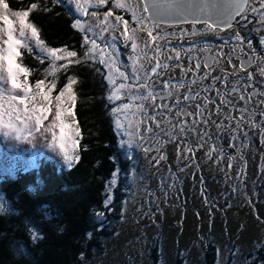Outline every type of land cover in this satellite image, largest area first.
Wrapping results in <instances>:
<instances>
[{
    "label": "rangeland",
    "instance_id": "374dc122",
    "mask_svg": "<svg viewBox=\"0 0 264 264\" xmlns=\"http://www.w3.org/2000/svg\"><path fill=\"white\" fill-rule=\"evenodd\" d=\"M55 1L72 7L74 26L82 32L80 41L83 51L88 45L89 64L100 72L103 65L111 68L112 79L107 80L110 89L107 93L109 101L113 103L119 98L131 100L128 93L123 95L124 92H121L127 90L131 77L127 68L138 75L144 74L148 66L147 61L145 60L146 64L136 62V47H132L131 52L126 55L131 61L126 62L118 43L114 45L106 14L100 15L99 0ZM120 2L133 3V0ZM86 10L87 19H83ZM9 19L13 21V39L20 42L16 51L20 52L22 43H25L26 51L40 50L42 46L36 42L38 36H33L31 29H26L22 37L18 18L9 16ZM26 24H30L27 18ZM6 29L7 25L0 21V48L3 49H7ZM118 31L123 35L121 29ZM40 52L47 56L41 57L43 60H53L56 72L64 68L60 60L66 59L67 66V60L71 57L68 55L70 51L56 50L58 58H53L49 51ZM17 57L18 55L15 57V63L18 65ZM3 75L5 79L0 80V88H3L4 93L0 95L3 98L0 103L7 108L9 96H22L24 93L20 88L13 89L6 72ZM22 77L23 81L31 80L28 71L19 77L18 83L23 82ZM27 84L29 94L37 97L35 101L28 102L29 112L33 108H46L47 111L42 113L45 118L40 123H36L34 118L25 120L21 114L19 120L14 121L16 127L21 129L18 133L7 127V117H3L4 122H0V166L3 175L13 176L18 170L33 169L37 165L36 155L56 162L60 169L71 168L79 157V137L76 138V133L66 129V134L71 135L76 143L73 146L71 141H68L66 149L60 147L61 128L57 112L61 107L70 111L71 115L66 118L65 123L74 129L73 109L77 101L74 93L75 81L70 80L62 94H54V85L47 86L42 83V91L49 94L48 101L38 94L37 85L32 86L29 82ZM121 85L124 87L121 88ZM57 97L61 99L58 101ZM139 99L142 101L141 97ZM134 100L135 97L124 102L121 107L112 108L115 130L120 138V149L132 166L137 153L135 145L131 144L132 136L127 124L133 121L134 114L138 120L140 114H143L141 104L131 106ZM16 107L22 113L25 106L17 103ZM130 131L133 133L132 128ZM189 153L186 151V156L180 153L182 156L177 168H173L171 172L165 168L169 175L163 179H158L152 173L147 175L148 169L144 166L138 168V164L132 169L133 173L122 167L115 171L107 185L106 201L111 197L108 204L114 203L117 192L129 194L124 200L121 218L113 237L105 243L104 250L95 253L91 264H178L180 260H183L181 264H206V253L211 245L216 246L217 250L218 259L215 264L250 262L258 248L264 246V175L261 173L258 177H249V188L248 185L242 188L244 184L240 173L236 172L235 175L223 171L220 168L224 167L220 166L211 169L210 165H204L203 160H200V166ZM69 156L73 157L71 161ZM261 160V156L254 159L252 157L251 162L261 167ZM188 163L190 167H187ZM237 164L241 172L247 165L241 161L240 151ZM259 167L256 170H259ZM230 169L235 170V167ZM249 170L253 171L251 163ZM7 207L5 198L0 196V210ZM249 254L252 256L249 257Z\"/></svg>",
    "mask_w": 264,
    "mask_h": 264
},
{
    "label": "flooded vegetation",
    "instance_id": "af4514ba",
    "mask_svg": "<svg viewBox=\"0 0 264 264\" xmlns=\"http://www.w3.org/2000/svg\"><path fill=\"white\" fill-rule=\"evenodd\" d=\"M144 3V0H133V3H123L126 5L124 8L116 6L117 0H106L100 4V15L111 12L107 23L111 26L114 45L118 43L126 62L131 61L126 55L135 43L134 60L144 64L146 60L148 63L141 75L127 68L131 77L127 90H121L123 95L128 93L131 100L135 97L131 106L141 104V112L143 110L139 120L134 114L133 123L127 124L132 136L131 144L135 145L137 153L129 170L133 173L132 169L138 164V168L144 166L148 169L147 175L152 173L163 179L169 175L166 169L171 172L177 168L181 161L180 153L186 156L188 151L200 166V160H203L204 165H210L211 169L220 166L224 167L220 168L223 171L235 175L240 173L242 188L246 185L249 188V177L264 175V75L261 74L264 70V0H245L244 10L230 25L215 24L211 28L208 25L213 23L212 20L206 22L202 19L195 25L191 21H158L159 27H154L151 19L137 24L129 8H136L139 14L148 16L149 13L142 11ZM87 15L88 10L84 12L83 19H87ZM117 17L122 20L117 21ZM123 21L128 22L127 32ZM150 27L151 36L148 35ZM118 29L123 31V35ZM97 31L100 34L99 27ZM25 49L26 45L22 43L17 62L26 73L29 72L28 67L21 64L26 60ZM69 51L75 56L70 57L68 66H73L80 56L89 60L88 45L84 51L81 48L82 54ZM158 63L161 67L156 68ZM197 63L200 64L199 70ZM164 64L168 67L164 68ZM100 68L105 82L112 79L110 67L103 65ZM153 68H156L155 72ZM205 73H208L205 79H198ZM234 87L238 91H233ZM0 90L4 92L3 88ZM149 90L155 96L154 100L151 97L144 99ZM191 95H195V100L185 99ZM242 95L244 100L240 99ZM161 96L165 99L161 100ZM131 100L119 98L111 102V110ZM163 104H167L168 109H164ZM182 109H187L189 115H184ZM201 109L203 115L200 114ZM178 112L181 113L179 116ZM239 151L241 161L247 163L242 172L237 164ZM250 154L253 159L262 157L261 167L251 162ZM250 163L253 171L249 170ZM230 167H235L236 171Z\"/></svg>",
    "mask_w": 264,
    "mask_h": 264
},
{
    "label": "trees",
    "instance_id": "16d2710c",
    "mask_svg": "<svg viewBox=\"0 0 264 264\" xmlns=\"http://www.w3.org/2000/svg\"><path fill=\"white\" fill-rule=\"evenodd\" d=\"M4 2L10 12H28V23L37 30L36 42L42 41L40 50L24 51L21 64L31 76L27 82L54 85V94H62L69 81H75L73 119L80 145L78 160L69 169L40 156L33 169L18 170L13 176L3 175L0 166V193L8 204L0 210V264H91L113 237L129 194L117 192L114 203H106L115 171L130 169L115 130L109 88L100 71L81 56L73 66H68L70 57L67 66L66 59L60 60L64 68L58 72L51 60L41 58L47 56L40 51L49 49L82 54V32L74 26L70 5L55 0ZM216 251L211 245L206 264L217 263ZM254 254H249L248 264L264 263V246Z\"/></svg>",
    "mask_w": 264,
    "mask_h": 264
},
{
    "label": "snow or ice",
    "instance_id": "6c2138e0",
    "mask_svg": "<svg viewBox=\"0 0 264 264\" xmlns=\"http://www.w3.org/2000/svg\"><path fill=\"white\" fill-rule=\"evenodd\" d=\"M99 3H104V0H99ZM244 5L245 0H164L163 3H161V0H150V2L149 0H145L142 11L144 13H149V10L151 9V12L148 16L139 14L136 8H129V11L132 12L133 19L136 20L137 24H142L146 20L151 19L153 21L154 27H159V24L157 22L164 20H169L176 23L186 22L190 20L191 23L195 25L201 19H204L206 22L208 20H212L213 23L208 25V27L211 28L215 24H224L226 26L230 25L235 16L237 14H240L244 10ZM116 6L121 8L126 7V5L121 3L120 0H117ZM10 15L18 18V23L21 26L20 35L22 37L24 36L26 29H31L33 36L37 35V30L32 25L26 24V18L28 16L27 11L10 12L8 4L5 3L4 0H0V21H3L7 25L6 30L8 34V40L6 41L7 49L0 48V80L5 79V76L3 74L6 72L7 79L11 81L13 89L20 88L24 93V95L22 96H9L7 99V108H4L3 103H0V122H4L3 117L6 116L7 127L10 130L18 133L21 131V129L16 127L14 121H18L21 114L24 115L25 120L34 118L36 123H40L45 118L42 113L46 112L47 109L33 108L31 112H29L27 106L28 102L35 101L37 97L29 94V87L26 80L18 83L19 77L22 74H25V70L15 63V57L19 55V53L16 51V48L19 46L20 42L13 39V21L9 19ZM107 16H111V12L107 13L105 18H107ZM116 19L117 21L122 20L121 17H117ZM77 23H79V21ZM123 23L125 26V32H127L128 22L123 21ZM148 35H152L151 27L148 29ZM131 38L132 37H126V39ZM153 39H155V37H153ZM37 44H42V41L37 40ZM132 47L135 49V43H133ZM48 51L53 56V58H58L56 57V50L49 49ZM68 55L75 56V53L71 52L68 53ZM212 59L214 60L215 58ZM248 63H251V60H249ZM159 67H161V65L158 63L156 65V68ZM163 67L167 68L168 65L164 64ZM156 68H153V72L156 71ZM196 68L197 70H199V63H197ZM261 74L264 75V70H261ZM207 75L208 73H205V76L199 77L198 79L203 80L207 77ZM194 82L195 81H193V83ZM41 84L42 82L38 83L36 86L38 94L43 100L48 101L49 94L42 91ZM214 86L215 81H213L212 87ZM120 87L123 88L124 85H121ZM233 91H238V89L234 87ZM166 95L171 96V93H167ZM149 97H151L153 100L155 99V96H153L151 90L148 91V94L146 97H144V99H148ZM2 99L3 98L0 97V101H2ZM60 99V97H57L58 101ZM160 99H165V96H161ZM185 99L195 100V95H191L190 97L186 96ZM240 99L244 100L245 97L242 95ZM248 99H251V96H249ZM17 103L23 104L25 106L22 113L20 109L16 107ZM206 105L207 101H205V106ZM162 107L164 109H168L167 104H163ZM181 111L184 113V115H189L187 109H182ZM180 114L181 113L178 112L177 116H179ZM200 114L203 115L202 109L200 111ZM70 115L71 112L66 111L63 107H61L57 112V120L59 121V126L61 128L60 147L64 149H66L68 141H71L73 146H75L76 143L75 139H73L71 135H67L65 131L67 129L68 131L73 132V134L75 133V130L69 128V126L65 123L66 118ZM68 159L71 161L73 157L69 156ZM110 199L111 197L108 198V201H106V203L110 202Z\"/></svg>",
    "mask_w": 264,
    "mask_h": 264
},
{
    "label": "water",
    "instance_id": "95a60500",
    "mask_svg": "<svg viewBox=\"0 0 264 264\" xmlns=\"http://www.w3.org/2000/svg\"><path fill=\"white\" fill-rule=\"evenodd\" d=\"M145 1V0H144ZM149 2H150V0H149ZM164 2V0H161V3H163ZM151 12V9L149 10V13ZM202 20H204V19H202ZM190 21V20H189ZM209 21V20H208ZM160 22H169V23H173V22H171V21H169V20H164V21H160ZM187 22V21H186ZM219 25H224V24H219ZM4 92L2 91V90H0V94H3Z\"/></svg>",
    "mask_w": 264,
    "mask_h": 264
},
{
    "label": "clouds",
    "instance_id": "9594fccd",
    "mask_svg": "<svg viewBox=\"0 0 264 264\" xmlns=\"http://www.w3.org/2000/svg\"><path fill=\"white\" fill-rule=\"evenodd\" d=\"M3 194H0V196H2ZM14 255H16V253H14Z\"/></svg>",
    "mask_w": 264,
    "mask_h": 264
}]
</instances>
